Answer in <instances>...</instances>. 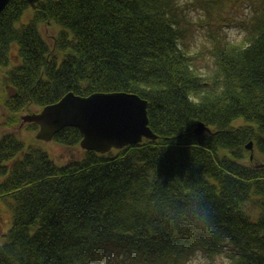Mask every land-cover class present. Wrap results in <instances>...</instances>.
Listing matches in <instances>:
<instances>
[{
    "label": "trees",
    "instance_id": "obj_1",
    "mask_svg": "<svg viewBox=\"0 0 264 264\" xmlns=\"http://www.w3.org/2000/svg\"><path fill=\"white\" fill-rule=\"evenodd\" d=\"M260 1L250 39L216 46V67L203 76L180 47L176 0H38L23 22L29 4L9 0L0 12L5 126L68 91H126L148 101L157 138L58 164L14 131L3 133L0 202L11 200L12 218L0 264H181L197 244L227 246L237 264H264V165L245 148L251 141L264 156ZM43 22L59 27L51 47ZM198 122L209 130L195 133ZM81 137L66 126L53 140L76 148ZM197 206L211 215V232L190 222Z\"/></svg>",
    "mask_w": 264,
    "mask_h": 264
},
{
    "label": "rangeland",
    "instance_id": "obj_2",
    "mask_svg": "<svg viewBox=\"0 0 264 264\" xmlns=\"http://www.w3.org/2000/svg\"><path fill=\"white\" fill-rule=\"evenodd\" d=\"M176 2L179 5L182 17L180 47L191 56V60L197 71L204 68L209 73H212L216 67L213 56L216 46L225 43L222 35L223 30L225 28L239 29L245 33L242 42H247L250 39L253 24L257 20V12L262 6L260 0H176ZM188 11L197 13L198 15L202 14V18L193 22L186 16ZM31 12V7H29L23 13L20 22L27 21L31 17ZM39 29L51 47L54 43V36L59 31V27L53 23L43 22L39 24ZM198 32L204 35V39L199 43L195 39ZM16 59L14 57L12 62L14 63ZM4 110V107L0 103V136L12 129L25 146L34 145L40 147L58 164H62L71 158L83 154V150L79 146L70 148L58 144L54 140L45 141L36 138L34 132L27 131L24 128V124L8 128L4 125ZM31 110L36 111L38 108L32 107ZM243 123L242 119H236L233 125L239 126ZM115 150L113 149L112 151L115 152ZM252 152L257 163L264 162V156L257 149L253 148ZM10 201V199H6L0 202V243L5 239L4 234L11 223L12 211ZM247 208L251 215H257L258 210L253 208L252 203L247 204ZM98 264L121 263L114 260Z\"/></svg>",
    "mask_w": 264,
    "mask_h": 264
},
{
    "label": "water",
    "instance_id": "obj_3",
    "mask_svg": "<svg viewBox=\"0 0 264 264\" xmlns=\"http://www.w3.org/2000/svg\"><path fill=\"white\" fill-rule=\"evenodd\" d=\"M26 1L34 7L38 0ZM8 2L0 0V12ZM147 104L146 99L132 92L95 91L80 95L69 91L41 110L23 114L21 119L36 123V138L46 141L63 127H76L82 135L81 148L106 153L112 148L139 143L143 138H157L148 125ZM205 129V124L198 122L194 131L200 134ZM246 147L252 148V142Z\"/></svg>",
    "mask_w": 264,
    "mask_h": 264
},
{
    "label": "clouds",
    "instance_id": "obj_4",
    "mask_svg": "<svg viewBox=\"0 0 264 264\" xmlns=\"http://www.w3.org/2000/svg\"><path fill=\"white\" fill-rule=\"evenodd\" d=\"M186 16L189 20L196 22L202 18V14L188 11ZM224 42L232 45H239L245 37V33L236 28H225L223 30ZM196 42L199 43L204 39L203 33L196 34ZM193 71H195L193 69ZM198 75L208 76L210 73L201 68ZM190 99H195L190 94ZM190 222L201 232H211L213 228V220L207 210H202L197 206L193 211ZM223 244H227L226 241ZM181 264H237V258L227 246L217 247L215 249L209 248L207 245L197 244L190 248L181 258Z\"/></svg>",
    "mask_w": 264,
    "mask_h": 264
}]
</instances>
